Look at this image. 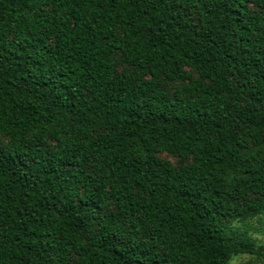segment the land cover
Segmentation results:
<instances>
[{"label":"trees","instance_id":"trees-1","mask_svg":"<svg viewBox=\"0 0 264 264\" xmlns=\"http://www.w3.org/2000/svg\"><path fill=\"white\" fill-rule=\"evenodd\" d=\"M264 214V0H0V264H229Z\"/></svg>","mask_w":264,"mask_h":264},{"label":"rangeland","instance_id":"rangeland-1","mask_svg":"<svg viewBox=\"0 0 264 264\" xmlns=\"http://www.w3.org/2000/svg\"><path fill=\"white\" fill-rule=\"evenodd\" d=\"M234 225L248 231V235L255 242L259 254L239 255L233 258L229 264H264V214L246 219L243 223H234Z\"/></svg>","mask_w":264,"mask_h":264}]
</instances>
